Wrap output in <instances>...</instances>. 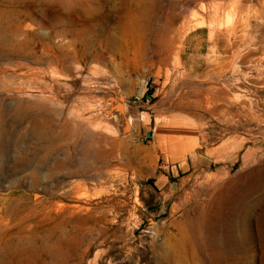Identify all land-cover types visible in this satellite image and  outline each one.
I'll return each instance as SVG.
<instances>
[{
	"label": "rangeland",
	"instance_id": "rangeland-1",
	"mask_svg": "<svg viewBox=\"0 0 264 264\" xmlns=\"http://www.w3.org/2000/svg\"><path fill=\"white\" fill-rule=\"evenodd\" d=\"M211 16L0 0V264H264V0Z\"/></svg>",
	"mask_w": 264,
	"mask_h": 264
},
{
	"label": "clouds",
	"instance_id": "clouds-1",
	"mask_svg": "<svg viewBox=\"0 0 264 264\" xmlns=\"http://www.w3.org/2000/svg\"><path fill=\"white\" fill-rule=\"evenodd\" d=\"M242 0H210L212 16L207 24L209 29L225 30L237 20V11Z\"/></svg>",
	"mask_w": 264,
	"mask_h": 264
},
{
	"label": "crops",
	"instance_id": "crops-1",
	"mask_svg": "<svg viewBox=\"0 0 264 264\" xmlns=\"http://www.w3.org/2000/svg\"><path fill=\"white\" fill-rule=\"evenodd\" d=\"M207 33L209 34V36L210 35H215V33H219V32H213V33H211L210 31H209V29L208 30H205L204 32L202 31V32H200V34H199V32H198V34L196 35V37H199V36H205V35H207ZM220 38H222V39H227V37L226 36H222V35H220V33H219V35H218ZM193 39V38H192ZM192 39H191V41H192ZM203 46H206V47H209V49L211 48V43H210V41H206V42H203V43H201ZM205 47V48H206ZM185 140L183 139V138H175V137H171V145L172 146H175V147H180L181 149H187L186 150V153L188 152L189 153V150L188 149H190V145H188V143L187 144H185ZM186 146H187V148H186Z\"/></svg>",
	"mask_w": 264,
	"mask_h": 264
},
{
	"label": "bare ground",
	"instance_id": "bare-ground-1",
	"mask_svg": "<svg viewBox=\"0 0 264 264\" xmlns=\"http://www.w3.org/2000/svg\"><path fill=\"white\" fill-rule=\"evenodd\" d=\"M17 25H19V24H17ZM200 26H201V24H198V28H200ZM209 31H210L211 33H213V32H219L220 30H218V29H209ZM209 37L212 38V35H210ZM263 62H264V59H263ZM79 209H81V208H79ZM59 248H60V247H59Z\"/></svg>",
	"mask_w": 264,
	"mask_h": 264
}]
</instances>
